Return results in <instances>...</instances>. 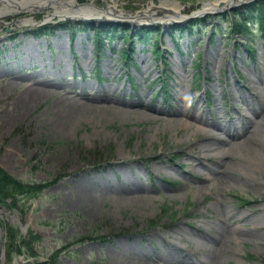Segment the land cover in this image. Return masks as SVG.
<instances>
[{
    "label": "rangeland",
    "instance_id": "rangeland-1",
    "mask_svg": "<svg viewBox=\"0 0 264 264\" xmlns=\"http://www.w3.org/2000/svg\"><path fill=\"white\" fill-rule=\"evenodd\" d=\"M92 1L101 8L112 2L79 0L80 3ZM163 1L118 0V7L129 16L145 9L153 11V7L161 6ZM176 1L183 4L185 18L168 24L135 25L126 20H110L106 16L98 20L54 16L47 21L45 16L55 12L52 7L12 14L0 23V64L9 62L11 65L10 71L0 74V169L4 176L25 185L51 181L40 192L18 196L16 205L11 199L7 204H0L2 264H125L127 253L119 257L118 254L123 252L111 243L119 239H143L146 242L144 235L149 232L156 233L152 241L148 238L149 249L146 255H140H143L142 261L166 264L163 258L166 244H161L160 234L167 237L175 234V227L184 228L188 240L183 239V245L188 249L198 243L196 240L201 243L202 239L197 230L186 229L187 223L207 230L217 220L227 230H246L250 223H246L245 218L237 219V216L243 213L264 217V187L261 190L252 186L244 189L242 183L235 179L233 185L198 192L195 181L180 174L191 168V160L184 156L186 151L193 149L190 142H182L175 131L162 130V134L157 135L155 122L84 119L69 132L61 133L53 129L52 117L55 114L46 109L54 97L35 109L27 108L28 111L23 113L21 106L11 104L15 93L25 88L26 78L37 82L32 87L38 90L51 87L39 84V80L57 84L51 87L57 90V96L71 90L80 92L83 86L92 93L101 88L116 87L117 97L135 102V110L141 107L144 114L147 112V117L155 119L166 115L155 112L153 108H174V89L183 84L189 108L195 109L202 104L205 114L217 116L221 121L223 117L226 120L235 117L233 107L241 111L247 107L237 94H229L227 89L236 91L234 87L239 85L247 94L263 97L264 90L252 85L257 74L264 75V31H259V25L251 22L249 30H244L248 33L233 35L236 31L233 26L239 23L238 12L247 17L251 14L246 8L264 4V0H251L223 12L211 11L206 15L198 11L208 0ZM32 15L35 22L17 23L19 19ZM155 17L165 18L161 14H155ZM89 23L96 28H124L131 35L130 40L126 42L123 37H108L102 40L100 47L95 31L86 29L85 24ZM44 24L54 28L48 33H34L35 27ZM144 28L158 30V33L140 40L138 33ZM19 35L30 36L40 46L29 61L25 54H19ZM157 47L161 50L158 57L153 53ZM179 60L183 61L181 67H177ZM110 63L113 67L109 70ZM59 64L64 65L66 72L56 71ZM145 64L151 70L143 68ZM43 65L46 67L44 70ZM14 76H22L25 81L21 82ZM7 85H11L10 94L5 95L4 87ZM220 89H223L222 94ZM143 92L145 96L141 98ZM96 126L103 130L101 140L89 136ZM195 139L198 138L193 136V142ZM120 146L125 148L126 154L136 155L144 149L145 154L158 155L164 147V153L157 157L168 161L177 171L167 169L168 164L165 167L154 163L152 158L151 164L163 168L160 177L155 175L158 184L150 186L147 183L149 192L146 195L154 199L145 202L142 209L132 206L115 208L114 215L109 217L108 198L92 197L87 203L78 195L76 186L80 179H89L92 173L111 166L114 162L112 159L107 161V158ZM140 161L128 166V174H137L145 160ZM260 170L264 178V166ZM151 176L155 179L154 175ZM117 177L120 180L118 184L125 183L126 180L122 182V174H117ZM217 198L222 204L215 210ZM89 203L93 207L91 211L87 209ZM221 207H225L227 212H220ZM255 207L258 214L254 213ZM255 232L262 234L263 243L249 241L229 249L222 256V264H264V231ZM29 234L38 237L34 246L23 243ZM1 242L5 247L11 244L12 250L3 252ZM153 246L156 251L152 250ZM56 251L59 253L54 256Z\"/></svg>",
    "mask_w": 264,
    "mask_h": 264
},
{
    "label": "bare ground",
    "instance_id": "bare-ground-1",
    "mask_svg": "<svg viewBox=\"0 0 264 264\" xmlns=\"http://www.w3.org/2000/svg\"><path fill=\"white\" fill-rule=\"evenodd\" d=\"M249 1L251 0H208L203 3L202 9L198 12L202 15H206L211 11L223 12L226 9ZM49 7H52L55 12L45 16L47 21L54 16H59L64 19L79 18L93 20H98L99 17L106 16L110 20H126L128 23L139 25L142 23L156 24L158 22L168 24L169 22L182 21L185 18V15H183L185 12L183 4L176 0H165L161 6L153 7V11L157 12H154L155 14L164 15L165 18L155 17L152 9H145L127 16L123 9H119L118 0H112L111 3H107L103 8L95 5L94 1L80 3L79 0H0V23L6 20V18H10L12 14H18L23 11L33 12L36 9L43 10ZM162 12L167 13V15L162 14ZM35 20V16L32 15L29 18L19 19L17 23L22 25L25 23H33ZM48 25L50 24H44V26ZM44 26L35 27L33 29L34 33L38 35L43 34L39 29ZM50 26L52 27L51 29L54 28L53 25ZM57 26L60 25L58 24ZM47 31L50 32L49 30ZM19 36L20 41H15H19V54H25L26 59L29 61L31 59L30 57H34L35 53L40 50V46L30 36ZM59 43L62 44L60 41ZM62 45L60 46L62 47ZM182 65L183 61L179 60L177 67H181ZM10 67L9 62L0 64V74L8 70L10 71ZM112 67L113 65L110 63L108 69L110 70ZM144 67L151 70L148 64H145ZM260 67L258 66L259 70L262 71ZM44 69H46L45 65L42 66V70ZM59 70L66 72L62 64L57 66L56 71L59 72ZM14 77L21 82L25 81V78L22 76ZM26 81L25 88L15 93L11 104H15L16 107L21 106L20 109H24L21 111L23 113L28 111V109H35L44 101L54 97L46 109L55 114L52 117V124L53 129L58 132L67 133L71 128L83 122L84 119L94 121L96 119L114 120L119 118L121 120L129 119L133 122H155L157 124V135L162 134V130L168 132L175 131L180 135L179 139L182 142L185 140L190 142L193 149L186 151L184 156L191 160V168L188 172H181L180 174L184 178L193 179L198 192L233 185V180L235 179L242 183L240 184L244 189L252 186L257 190H261L264 187V178L260 170L264 166V94L261 98L256 95L247 94L246 91H242V87L239 85H235L234 88L236 91L227 89L230 92L229 94H237L247 108L241 111L239 108L233 107L232 114L235 117L227 120L223 117V121H221L217 116L205 114L202 104L196 106L195 109L189 108L185 99V87L183 84H178L177 89H174L175 107L170 109L153 108L155 112L166 115L153 119L147 117V112L144 114L141 107L135 110L136 106L133 107V103L135 102L126 101L117 97L116 92L118 89L116 87L101 88L99 91L92 93L85 90V86H83L80 92L70 91L71 94L75 93V95L71 96L70 93H67L57 96V90L51 89L52 86H58L55 83L39 80V84H49L51 87L46 90H38L32 87L37 82H31L29 78H26ZM211 85L214 87L213 83ZM10 86L7 85L4 87L5 95L10 94ZM252 86L264 90V75L257 74L255 84ZM189 92L190 89L188 90ZM219 92L222 94L223 89H220ZM143 96H145L144 92L140 97L142 98ZM105 123L107 124L106 121ZM102 131L97 127L94 131L89 132V136L94 137V139L100 138L101 140ZM193 136L198 138L195 139L196 142H193ZM163 149L164 147H161L162 151L158 154L159 156L164 153ZM145 150L138 151L137 155L135 153L126 154L125 148L120 146L111 157L109 156L107 158V161L112 159L111 162H114L111 166L92 173L91 176H88L89 179L82 178L79 180L76 188L80 198L83 197L87 203L88 200L91 201L90 199L92 197L108 198L110 205L108 211L109 217L114 215L115 208L126 209L129 206L141 209L145 208V202L154 199L152 196L146 195L149 192L147 190L149 188L147 183L150 186L155 183L158 184V179L156 180L155 175L160 177V173L163 171L162 167L151 164L152 161L156 164H163L165 167L168 164L167 169L177 171L168 161L159 159L156 154H145ZM179 158L182 159L183 157ZM61 159L64 160V158ZM142 159L145 161L143 166H139L137 174L133 175L131 172L128 174V166L132 162H141L140 160ZM117 174L124 176L121 179L122 182L126 180L125 183L118 184L119 179ZM151 175H154L155 179ZM50 182L48 183L50 184ZM220 204L222 202L220 200L218 202V198L215 199V210H218ZM87 209L90 211L93 210L90 203ZM255 209L256 211L254 213L258 214L257 207ZM220 210L223 213L227 212L225 207H221ZM243 218H245L246 223H250L246 230H227L217 220L210 224L207 230L201 229V227H194V225L187 223L186 229L197 230L203 240H201V243H199V240H196L198 243L193 244L188 249L186 247L184 248L183 245V239L188 240V236L184 234V231H186L184 228L175 227V234H170L167 237L160 234L161 244L163 242L166 244V253L163 256L166 264H222V258H224L222 256L229 249L231 250L233 247L249 241L253 243L257 242L258 244L263 243L261 241L262 234L255 232V230L264 231V217L243 213L237 216L239 220ZM178 224L181 225L182 223ZM0 233L1 235L3 234L2 230H0ZM155 233H146L144 235L146 242H143V239L139 241L119 239L111 243V246H117L120 252H123V254H118L121 258L125 256L124 252L127 253L124 257L125 264H146L142 261V256L146 255L149 249V246H147L148 238L152 241ZM27 237L29 245L34 246V243L37 242L36 238L38 237L33 236V234H29ZM1 247L3 248V252L12 250L11 244L5 247L4 243L1 242ZM152 250L156 251V248L153 246ZM205 252L208 253L205 254ZM131 254L134 256L131 257ZM141 254L143 255L140 256ZM3 261L4 257L1 256L0 264Z\"/></svg>",
    "mask_w": 264,
    "mask_h": 264
},
{
    "label": "trees",
    "instance_id": "trees-1",
    "mask_svg": "<svg viewBox=\"0 0 264 264\" xmlns=\"http://www.w3.org/2000/svg\"><path fill=\"white\" fill-rule=\"evenodd\" d=\"M249 10V13L251 15H247V17L244 16L243 13L238 12L237 15L238 18V24L235 25V30L238 32H243L246 29H249L248 24L253 22L254 24L259 25V29L264 31V4H254L250 8H246ZM243 12V11H242ZM63 25H68V23H63ZM86 29H93L95 31L96 38L98 40V44L101 46L102 40L105 38H112L113 36H117L119 38L123 37V39L126 42H129L130 40V34L126 29L120 28V30H117V28L109 27V26H97L94 27L93 23L85 24ZM196 26V24L194 25ZM52 27L50 25L44 26L41 29H39L42 33H48L47 30H52ZM234 28V26H233ZM119 31V32H118ZM153 33H158L157 30H150V29H142L138 33V38L140 40H146L148 38L152 37ZM122 34V35H117ZM128 46V45H127ZM127 49V48H125ZM125 55H127L125 53ZM0 169V204H7L9 203V199L13 203H16V201L19 199L18 196L20 195H28V194H34L37 192H40L47 186L48 183H39V184H33V185H25L21 183L19 180L12 179L9 176H4V173ZM26 240V239H25ZM23 243L27 244V241ZM59 251H56L54 256H57Z\"/></svg>",
    "mask_w": 264,
    "mask_h": 264
}]
</instances>
